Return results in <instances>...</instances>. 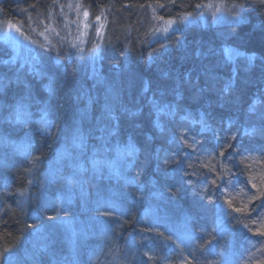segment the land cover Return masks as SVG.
Here are the masks:
<instances>
[{
  "label": "trees",
  "instance_id": "16d2710c",
  "mask_svg": "<svg viewBox=\"0 0 264 264\" xmlns=\"http://www.w3.org/2000/svg\"><path fill=\"white\" fill-rule=\"evenodd\" d=\"M88 1L109 19L101 80L70 48L0 58V264H240L264 236V4L149 42L143 7L208 0Z\"/></svg>",
  "mask_w": 264,
  "mask_h": 264
},
{
  "label": "rangeland",
  "instance_id": "374dc122",
  "mask_svg": "<svg viewBox=\"0 0 264 264\" xmlns=\"http://www.w3.org/2000/svg\"><path fill=\"white\" fill-rule=\"evenodd\" d=\"M3 1L6 0H0V52L3 53L0 58L31 70L42 67L43 60L60 65L58 62L66 56L65 49L70 48L86 54L90 61L86 67L91 77L96 81L102 79L101 49L109 20L106 10L98 8L97 14L92 15L82 0H46L39 5L36 2L25 4L24 0H17L16 4L17 1L10 0V16L5 18ZM160 9L161 5L154 3L141 9L138 24L144 39L148 38L149 42L185 25L198 23L224 27L243 18V11L225 0H208L194 15L178 18H165ZM229 53L233 58L243 55L233 49H229ZM261 226L264 227V223ZM262 237L245 250L240 264H264Z\"/></svg>",
  "mask_w": 264,
  "mask_h": 264
},
{
  "label": "bare ground",
  "instance_id": "6f19581e",
  "mask_svg": "<svg viewBox=\"0 0 264 264\" xmlns=\"http://www.w3.org/2000/svg\"><path fill=\"white\" fill-rule=\"evenodd\" d=\"M12 1H14V2H16L17 0H12ZM84 1V3L86 4V6L87 7H89V8H91V4L89 3V1L88 0H83ZM93 1V0H92ZM9 2H10V0H6V1H4V4H9ZM231 5H235L237 8H239V10H240V12H242V9L237 5V4H231ZM162 8V7H161ZM160 10H162V9H160ZM159 10V11H160ZM90 12H91V10H90ZM98 12V11H97ZM243 21V20H242ZM227 24H229V23H227ZM222 25H218V27H221ZM138 32L135 30L134 31V35L135 34H137ZM104 41V40H103ZM102 50V49H101ZM101 57H102V55H101ZM78 59H80L81 61H82V67H83V69L89 64L90 65V61H88V58H87V55L86 54H83L82 56H79L78 57ZM124 63H127L126 61H124ZM107 69L108 70H111L109 67H107ZM108 79V78H107ZM105 82H103V81H101L99 84L100 85H102V84H104ZM6 114H8V115H10V116H13L14 115V110H12V109H10V110H8V111H6ZM95 240L96 239H98V237H95L94 238ZM156 252H158V250L156 249V248H154V250L151 252L152 254H154V253H156ZM64 254H65V252H64ZM75 254V251L72 249V248H70L69 250H68V252H67V256H73ZM80 256L81 257H84V256H82V254H80ZM85 259H88L87 257H85Z\"/></svg>",
  "mask_w": 264,
  "mask_h": 264
},
{
  "label": "flooded vegetation",
  "instance_id": "af4514ba",
  "mask_svg": "<svg viewBox=\"0 0 264 264\" xmlns=\"http://www.w3.org/2000/svg\"><path fill=\"white\" fill-rule=\"evenodd\" d=\"M46 0H24V2H25V4H27L28 2L29 3H34V2H36L37 3V5H39V4H43V2H45ZM83 1V0H82ZM4 2V1H3ZM2 2V3H3ZM84 2V1H83ZM16 4H18V1L16 2ZM2 5V4H1ZM30 5H32V4H30ZM36 5V4H35ZM3 9H4V7H3Z\"/></svg>",
  "mask_w": 264,
  "mask_h": 264
},
{
  "label": "snow or ice",
  "instance_id": "6c2138e0",
  "mask_svg": "<svg viewBox=\"0 0 264 264\" xmlns=\"http://www.w3.org/2000/svg\"><path fill=\"white\" fill-rule=\"evenodd\" d=\"M260 3H261V4H264V0H260ZM197 7H199V6H197ZM220 155H223V152H221ZM213 183H214V181H213ZM253 186H254V185H253ZM236 211H241V210H240V209H236Z\"/></svg>",
  "mask_w": 264,
  "mask_h": 264
}]
</instances>
